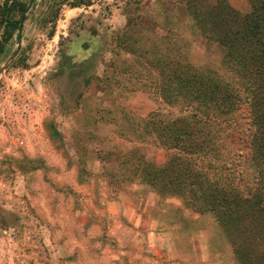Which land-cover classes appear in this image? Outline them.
<instances>
[{
    "label": "rangeland",
    "instance_id": "1",
    "mask_svg": "<svg viewBox=\"0 0 264 264\" xmlns=\"http://www.w3.org/2000/svg\"><path fill=\"white\" fill-rule=\"evenodd\" d=\"M16 1L30 7L20 36L0 53V264H108L103 251L115 244L80 240L77 224L121 198L156 202L161 227L178 222L183 232L195 234L197 264H236L210 214L161 197L139 172L133 176L127 161L137 148L136 157L164 164L168 154L145 143L151 139L142 142L143 127L152 113L163 119L183 115L179 105L161 100L155 62L218 70L222 50L197 36L188 13L182 23L171 17L166 0H96L87 12L75 8L66 21L63 11L88 0ZM145 2L155 6L152 19L166 28L170 20L172 34L162 37L155 26L137 23ZM115 9L125 24L120 17L114 21ZM83 31L86 41L75 47ZM236 119L240 146L246 106ZM93 227L97 231L99 224ZM184 242L181 256H187Z\"/></svg>",
    "mask_w": 264,
    "mask_h": 264
},
{
    "label": "trees",
    "instance_id": "2",
    "mask_svg": "<svg viewBox=\"0 0 264 264\" xmlns=\"http://www.w3.org/2000/svg\"><path fill=\"white\" fill-rule=\"evenodd\" d=\"M227 1L185 0L197 36L222 50L220 69L155 62L161 100L179 105L183 115L163 119L152 113L143 127L142 142L151 139L145 143L168 154L164 164L136 157L137 148L130 154L134 162L127 161L134 165L133 176L139 172L161 197L179 198L193 212L210 214L236 264H264V0H247L251 8L245 14ZM26 8L16 0H0V53L20 36ZM243 106L249 120L239 146L236 114Z\"/></svg>",
    "mask_w": 264,
    "mask_h": 264
},
{
    "label": "crops",
    "instance_id": "3",
    "mask_svg": "<svg viewBox=\"0 0 264 264\" xmlns=\"http://www.w3.org/2000/svg\"><path fill=\"white\" fill-rule=\"evenodd\" d=\"M166 1L170 2L171 8L169 9L173 11L169 12V15L174 16L180 23L186 21L188 12L185 1ZM97 2L96 0H88L80 7H69L67 11H63L62 16L68 17L64 21L72 19L71 13L75 8L81 12H87ZM227 3L232 9L242 14L248 13L251 8L247 0H228ZM142 8L143 12L140 13L137 23L140 20L143 29L148 28L145 25L147 23L162 31L164 33L162 37L169 36L174 32L170 20L166 28L149 15L150 13L155 14L152 11L155 8L154 5L145 2ZM82 15L78 14L79 17ZM112 17H114L115 22H117L118 17L122 19L124 24L126 22L124 16L117 14V9L112 12ZM85 36L86 32H81L73 43L76 46L79 43H85ZM100 211L94 219H84L78 222L77 228L79 235L82 236L79 238L80 240L100 239L115 244V250L103 251V255L108 257V264H197L195 234L191 231L189 233L183 232L178 222H173L169 228L161 227L162 221L157 215L156 202L128 201L121 198L111 203H103ZM94 224H99L97 231L93 227ZM185 240H187L186 246L188 247L187 256H181L178 246ZM204 257L201 258L202 262L206 261ZM76 264H81L80 260Z\"/></svg>",
    "mask_w": 264,
    "mask_h": 264
},
{
    "label": "water",
    "instance_id": "4",
    "mask_svg": "<svg viewBox=\"0 0 264 264\" xmlns=\"http://www.w3.org/2000/svg\"><path fill=\"white\" fill-rule=\"evenodd\" d=\"M29 7H30V5L27 6L24 14L21 17L20 24H19V30H18L19 33H21V30H22V27H23V23H24V20H25V16H26V13H27ZM18 49H19V47H18ZM3 71H4V68L0 70V73H2Z\"/></svg>",
    "mask_w": 264,
    "mask_h": 264
}]
</instances>
